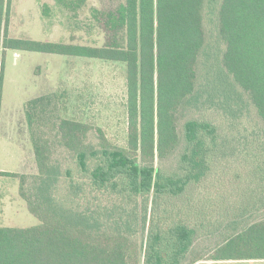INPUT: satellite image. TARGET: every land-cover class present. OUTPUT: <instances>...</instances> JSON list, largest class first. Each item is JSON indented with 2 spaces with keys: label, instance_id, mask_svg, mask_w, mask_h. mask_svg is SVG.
Listing matches in <instances>:
<instances>
[{
  "label": "trees",
  "instance_id": "trees-1",
  "mask_svg": "<svg viewBox=\"0 0 264 264\" xmlns=\"http://www.w3.org/2000/svg\"><path fill=\"white\" fill-rule=\"evenodd\" d=\"M54 1L73 15L85 3ZM10 5L11 0H0V28ZM203 8L204 0H124L114 10L91 9L93 26L104 33L101 47L14 39L5 33L0 38V106L5 50L122 63L126 89L124 147L110 143L98 127L57 116L56 93L26 103L36 185L28 194L25 175L0 171V177L20 179L19 195L39 224L0 227V264H140V248L133 239L138 209L140 232L146 234L142 264L264 260V216L237 229L242 218L264 206V149L254 158V189H248L252 207L220 225L215 248L205 254L193 250L205 226L175 212V205L200 185L221 152L218 128L209 121L188 119L181 136L178 131L179 114L196 87ZM42 12L48 16L49 8ZM217 19L225 45L223 68L264 125V0H220ZM44 129L53 132L92 190L133 205V220L114 219L108 230L98 215L74 211L54 197L59 171L51 163V140ZM92 131L95 143L87 140Z\"/></svg>",
  "mask_w": 264,
  "mask_h": 264
},
{
  "label": "rangeland",
  "instance_id": "rangeland-1",
  "mask_svg": "<svg viewBox=\"0 0 264 264\" xmlns=\"http://www.w3.org/2000/svg\"><path fill=\"white\" fill-rule=\"evenodd\" d=\"M84 1L81 10L73 15L60 8L54 0H11L9 14H3L0 38L2 40L5 33L14 39L101 47L104 45V33L101 28L93 26L95 22L90 10H114L124 0ZM219 5L220 0H204V44L197 59L196 87L188 104L181 110L178 122L180 136L182 125L188 119L209 121L218 128L220 159L214 156L206 178L175 205V212L181 213L188 221L205 226L193 246V250L201 254L220 243L219 227L227 225L231 215L245 213L246 209L250 211V202L254 198L248 191L254 189V166L258 164L254 163V158L264 149V125L248 97L234 84L222 65L225 45L218 34ZM44 6L49 8L48 16L42 12ZM2 50L0 48V56ZM3 66L0 171L25 175L23 189L28 194L36 185L34 179L38 174L31 131L24 113L26 103L32 99L56 93L59 96L58 108L54 112L57 116L98 127L110 143L125 146L124 64L5 50ZM44 130L51 140V163L59 171L57 182L52 187L54 197L74 211L98 215L108 230H111L114 219L125 222L134 218L137 233L133 239L139 245L142 264L146 234L140 232V210H137L135 218L131 214L133 205L92 190L77 172L71 155L58 144L53 132ZM87 140L91 143L97 141L94 131ZM66 171H70L69 176ZM20 182L18 178L0 177V195H5L0 197V203L7 208L6 218L10 220L2 223L4 227L30 228L39 224L19 195ZM260 204L259 201L256 206ZM263 207L242 218L243 224H238L237 229L262 218ZM238 264H264V260L240 261Z\"/></svg>",
  "mask_w": 264,
  "mask_h": 264
},
{
  "label": "crops",
  "instance_id": "crops-1",
  "mask_svg": "<svg viewBox=\"0 0 264 264\" xmlns=\"http://www.w3.org/2000/svg\"><path fill=\"white\" fill-rule=\"evenodd\" d=\"M0 135H1V133H0ZM1 196H5V195H0V197ZM6 212H7V208L4 206V204L0 203V223H1L0 227H4V226H2V225H4L2 223H5V222L8 223L10 221V220L8 221V219L6 218ZM239 262L240 261H237V260H202V261H198L195 264H238ZM249 262H252V261H249Z\"/></svg>",
  "mask_w": 264,
  "mask_h": 264
}]
</instances>
